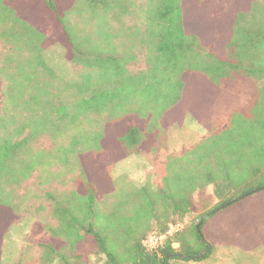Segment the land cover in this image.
I'll return each mask as SVG.
<instances>
[{
  "label": "trees",
  "instance_id": "16d2710c",
  "mask_svg": "<svg viewBox=\"0 0 264 264\" xmlns=\"http://www.w3.org/2000/svg\"><path fill=\"white\" fill-rule=\"evenodd\" d=\"M30 1L0 0V41L10 46L0 66L6 82L0 114V256L18 216L17 190L40 173L43 184L59 178L75 184L46 193L56 225L49 227L52 241L42 246L40 264H87L85 249L88 261L93 257L104 264L209 257L213 246L204 238L209 220L264 190L253 184L264 167V143L254 150L256 131H264V0ZM45 17L52 20L46 29ZM52 38L64 39L66 59L82 67L78 80L59 78L46 63L45 45ZM141 53L146 70L131 73L127 66ZM245 80L256 83L249 116L240 110L231 114L228 128L235 132L222 136L231 151L216 152L214 166L198 174L199 191L212 187L218 204L199 215L197 228L183 225L157 250H147L143 241L150 234L167 232L190 212L197 186L191 171L167 177L165 166H159L164 182H157V190L167 195L175 218L135 235L128 257L121 256L114 244L120 216L110 206L103 209L101 194L111 191L112 183L100 162L102 150L156 143L173 117L191 113L201 120L203 104L215 109L229 84ZM117 125L124 128L114 132ZM245 130L253 132L248 154L242 149ZM42 136L52 140V149L35 146ZM244 162L249 168L240 166ZM261 203L264 208V198Z\"/></svg>",
  "mask_w": 264,
  "mask_h": 264
},
{
  "label": "rangeland",
  "instance_id": "374dc122",
  "mask_svg": "<svg viewBox=\"0 0 264 264\" xmlns=\"http://www.w3.org/2000/svg\"><path fill=\"white\" fill-rule=\"evenodd\" d=\"M34 1L30 2L34 3ZM35 4L37 5V1ZM35 8L39 7L35 6ZM51 21V17L43 18V28L46 29ZM53 39H48L49 42L45 45L46 63L59 78L67 81L78 80L82 67L66 59V50L62 46L64 39L52 41ZM9 52L10 46L0 41V66ZM127 68L131 73L146 70L144 53L139 54L137 60L128 64ZM5 85L4 78H0V114L5 106ZM255 93L256 83L253 81L231 83L220 97L223 99L221 105H216L215 109L212 108L211 103L202 105L204 117L201 120L194 118L191 113L187 116L181 113L170 120L169 128L156 143L146 142L141 149L125 150L119 146L113 151L102 150L103 153L99 156L100 162L105 163L112 183L111 191L101 194V196L105 194L102 197V203H105L103 209H108L110 206L120 216L121 225L114 244L121 256L128 257L131 239L135 235L147 232V228L152 224L169 223L175 218L166 199L167 195L157 190V182L160 181L161 184L164 182V179L159 178L161 174L159 166H165L162 171H165L167 177L171 176V172L179 173L181 176L188 171L194 174L191 176V179L195 177L197 184L193 193L194 206L180 220L182 226L191 225V228H197L200 223L199 215L215 208L218 200L214 196L213 188L208 186L209 188L201 193L198 174L202 171L207 172L214 166L216 152L226 154L231 151V144L222 137L235 132L234 129L230 131L228 128L231 114L240 110L245 113V117L249 116L248 109L253 103ZM113 128H115L114 132H117L124 127L117 125ZM226 129L227 131L221 135ZM245 132L246 134L242 136V149L248 154L252 153L248 148L250 141L248 134L253 132L250 130ZM262 132L256 131L255 151L264 143V131ZM35 146L50 150L54 144L49 137L42 136ZM223 161L226 163L225 160ZM248 165L244 162L240 166L247 169ZM257 165V163L253 164V166ZM101 168L102 166L100 171ZM245 175L246 173L244 179L247 177ZM256 176L254 186L264 187V167H260ZM43 179L40 173H36L17 190L18 216L3 242L0 264H40L42 246L52 241L49 227H54L56 221L52 217V205L46 193L65 192L74 189L75 184L61 178L43 184ZM263 198L264 190L255 192L217 212L209 220L204 227V238L213 246V252L209 257L203 260L175 259L171 264H264V211L261 203ZM150 205L155 207V211ZM195 244L200 243L196 241ZM87 254L85 249L87 264H104L103 260L97 261L93 257L88 261Z\"/></svg>",
  "mask_w": 264,
  "mask_h": 264
},
{
  "label": "built area",
  "instance_id": "2783aa9c",
  "mask_svg": "<svg viewBox=\"0 0 264 264\" xmlns=\"http://www.w3.org/2000/svg\"><path fill=\"white\" fill-rule=\"evenodd\" d=\"M183 229L182 224L177 223L173 225L170 229H168L165 233H157L154 232L150 234L144 241L143 246L150 251L157 250L160 246H162L168 239L173 237L176 233ZM176 247V245H175Z\"/></svg>",
  "mask_w": 264,
  "mask_h": 264
},
{
  "label": "crops",
  "instance_id": "0c3cea01",
  "mask_svg": "<svg viewBox=\"0 0 264 264\" xmlns=\"http://www.w3.org/2000/svg\"><path fill=\"white\" fill-rule=\"evenodd\" d=\"M263 211H264V208H263Z\"/></svg>",
  "mask_w": 264,
  "mask_h": 264
}]
</instances>
